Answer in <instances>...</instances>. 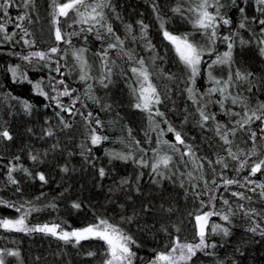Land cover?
Instances as JSON below:
<instances>
[{
  "label": "trees",
  "instance_id": "trees-1",
  "mask_svg": "<svg viewBox=\"0 0 264 264\" xmlns=\"http://www.w3.org/2000/svg\"><path fill=\"white\" fill-rule=\"evenodd\" d=\"M110 3L111 7L104 11L116 34L125 39L121 25H135L142 21L148 26L149 38L155 49L165 57L167 68L176 77L179 75L186 80L177 98L168 100L163 94L162 101H165L156 106L164 113L168 124L155 117L159 127L153 131L155 125L150 123L148 114L134 107L132 87L135 86V78L129 70V62L121 59L116 50L109 51V62L115 60L116 63L112 66L110 82L105 81L108 86L103 87L98 82L102 65L97 53L105 47V42L96 38L95 31L81 32V27L85 26L69 27L71 21L65 24L61 17L58 18L64 29L65 41L57 42L58 52L51 54L39 29L43 28L46 17L52 19V0H32L28 7H25L24 0H11L6 9L7 16L3 14L5 9L0 8V26L5 29L0 32V131L7 130L12 137L11 140L0 137V218L17 219L22 214L15 207H5L6 204L38 209L27 217L26 223L30 226L59 224L64 230H72L102 217L136 242L130 246L135 252L133 264H151L157 252L170 250L174 237L181 242H199L193 229L196 215L213 210L227 212L231 208L235 214L230 216V222L220 220L219 216H213L209 221V224L226 227L228 235L207 229L206 240L215 247L198 251L188 264H264V235L243 227L236 206L237 202L249 203L264 211L262 190L256 187L264 184V171L249 176L251 165L264 159V139L261 138L264 133L260 132L264 124L255 121L240 128L235 123L243 119L244 111L251 112L264 105V55L260 51L264 45L258 43L264 38L261 32L264 25L259 23L264 19V12L260 11L255 0H236L235 5L232 0H221L223 7L220 11L231 23L219 25L218 33L220 36L235 33L231 71L233 74L236 71L251 74L246 80L237 81L230 92L242 97L247 108L233 105L228 100L225 108L239 115L226 114L215 103L217 97L213 96V103L207 105V111L215 115L216 120L201 128L196 105L189 100L186 87L193 86L198 93H204L210 87L207 72L203 71L207 63L202 65V74L197 76L195 84L190 85L187 69L175 62L174 49L164 39L160 28L163 20L169 32L189 34L195 43L209 46L207 37L193 28L189 19L192 13L185 11L180 15L171 11L177 4L184 9L189 8L192 0H110ZM154 6L158 11H153ZM240 8L244 9L243 13ZM209 11L214 12L215 9L210 8ZM70 14L74 19L73 13ZM21 15L25 16L22 21L18 19ZM241 23L245 24L244 28H240ZM74 31L78 35H68ZM100 31L103 33L104 30ZM26 40L28 44H25ZM125 44L128 50H134L126 39ZM80 48L86 49L85 60L91 66L89 75L93 79L87 81L79 79L76 59H73L74 75L64 60ZM227 50V42L218 39L212 56L205 55L203 59L210 61L216 54L222 55ZM36 51L46 53L48 58L22 59ZM134 52L137 58H141L139 51ZM13 67L17 69L15 77L9 71ZM228 71V66L213 68L214 75L218 77L226 78ZM36 84L46 95L38 93L34 87ZM88 85H92L91 89ZM65 87L71 96L59 95ZM57 101L66 108L71 107V112L61 111ZM25 102L30 105L27 111ZM62 119L68 127L64 126ZM97 119L101 121L99 127L95 123ZM187 121L190 125L185 126L184 131L183 128L178 129ZM217 123L229 131L231 145H224L216 134ZM169 124L176 131H183L182 138L191 146L197 163L203 165L202 169L197 168L188 156L183 157L187 164L181 162L180 152L187 149L176 144L174 134L167 132ZM233 128L234 135L231 134ZM93 129L98 135L107 137L96 146L90 140ZM161 129L164 130L162 139L180 149V152H175L170 146H161V154L167 153L173 158L168 169L161 167L163 177L155 176L149 166L142 167L137 162L141 158L149 164L153 161L151 149L157 147ZM49 131L52 135L47 134ZM252 131L257 133L255 140L251 138ZM136 141L148 151L137 148ZM228 147L237 153V160L229 157ZM253 148L256 155L248 156ZM114 152L130 155L131 159L127 162L113 159L110 154ZM32 155H37V160L33 161ZM219 157L224 158L227 167L216 163ZM245 160L248 166L240 169V162ZM13 167L16 171L12 175L18 181L15 185L7 178L8 169ZM65 168L67 171L62 170ZM100 168L105 170L103 178L99 175ZM23 169H27V173ZM38 173L45 176L46 182L38 179ZM246 178L255 183L247 184ZM123 179L128 183L122 184ZM224 179L239 183L226 187ZM241 184L245 186L241 187ZM253 188L254 191L251 190ZM232 192L243 193L251 199H237ZM213 196L216 199L210 202ZM225 199L229 201L228 205L223 203ZM74 202L80 204L78 209L72 207ZM187 234H193L194 241L192 237L184 236ZM0 250H14L20 254L18 258L5 255L6 264H102L106 245L103 241L89 239L74 247L51 235L0 228ZM90 252L94 255H88Z\"/></svg>",
  "mask_w": 264,
  "mask_h": 264
},
{
  "label": "snow or ice",
  "instance_id": "snow-or-ice-1",
  "mask_svg": "<svg viewBox=\"0 0 264 264\" xmlns=\"http://www.w3.org/2000/svg\"><path fill=\"white\" fill-rule=\"evenodd\" d=\"M32 3V0H24L25 7H28ZM232 3L235 5L236 0H232ZM255 3L260 6V11L264 12V0H255ZM11 0H0V8L5 9L4 15L7 16L8 13L6 9L10 6ZM53 12H52V24L55 27V39L57 42L63 41V33L61 28L58 26L60 24V20L58 17L68 18L70 19L69 27L73 25L76 26H85L81 27V32L92 33L96 32V38L105 42V47L97 53L100 57L102 71L101 76L99 78V83L103 87H107L108 84L105 81H109L112 75V66L115 65V60L109 62V51L116 50L120 54L121 59H126L129 64L133 77L135 78V86L132 87L133 97L135 99L134 107L144 111L148 114V119L150 123L154 124L155 128L159 127V122H157L154 118L160 117L162 122L168 124V121L164 119V113L159 110L157 105H160L162 101L161 94L156 86L153 83L151 77L153 73L149 70V67L146 64V61L143 58H137L134 50H128L125 44V39H122L119 35L116 34L111 24L108 23V18L105 13L106 8L111 7L110 0H52ZM223 4L221 0H192V4L189 8L184 9L180 4H177L176 7L172 8L171 11L175 14L183 15L185 11L193 14L190 17V22L193 25V28L199 30L200 35L207 37L209 47L206 49L205 47L198 45L193 40L190 39L189 34L176 35L169 32L164 27V22L161 20L160 28L163 34V37L166 41H168L173 49L179 61L184 67L189 71V83L190 85H194L196 78L198 75L202 74V65L207 63V68L203 69V71L207 72V80L210 87L204 93H198V91L193 86H187L186 91L188 93L189 100L192 101L193 104L196 105V112L199 115V126L201 128H206L209 124V121H215V115H210L207 111V105L213 103L212 97L216 96L217 99L215 103L219 104L220 108L226 113L231 115H239L238 113H232L230 109L225 108V102L231 100L233 105H244L247 108V105L242 97L239 95H232L230 89L236 86L237 81H244L248 78L250 73L245 75L240 71H236L234 74L231 71L232 65V48L234 44L233 36L235 33H231L229 35L220 36L218 33L219 25H229L231 21L221 13V8ZM214 8V12H210L209 9ZM153 11H158V9L154 6ZM73 13L74 19L69 17V13ZM240 12L243 13L244 9L240 8ZM160 19V17H157ZM19 20H24L25 16L21 15L18 17ZM140 25V33L139 37L133 35V26L128 24L125 25L126 33L128 36H131L132 40L135 41L137 38L141 40L147 41V29L148 26L145 25L142 21L137 22ZM259 23L264 25V19L260 20ZM17 27H20L18 24ZM245 24L241 23L240 28H244ZM103 29V33L100 31ZM5 29L3 26H0V32H4ZM261 32L264 33V28L261 29ZM28 33L25 32V35ZM68 35H78L75 31L69 33ZM107 37V39H105ZM7 39H11L10 36H6ZM222 40L227 42V51H225L222 55L216 54L215 59H211L210 61H204V56L207 55L209 57L212 56L215 51V44L217 40ZM29 41H25V44H28ZM241 43H245L241 41ZM259 44L264 45V38H261L258 41ZM147 47L149 50H153V46L150 41H147ZM85 51L86 49L80 48L73 52V56L78 62L80 69L79 79L81 81H87L89 79H93L92 76L89 75L90 65L85 60ZM261 54L264 55V47L260 49ZM58 52L57 47H52L50 49L51 54H56ZM46 60L48 55L41 51H36L30 53L28 56L22 57V59L26 61H31L32 59ZM159 59V57L154 56L153 61ZM216 66H228L229 71L227 77H218L214 75L213 68ZM9 71L15 77L17 75V69L15 67L10 68ZM166 79H174L171 74L166 76ZM58 83L63 84V81H59ZM34 87L37 89L40 95H46L41 89L40 85L36 84ZM92 85H88V88L91 89ZM251 90V89H249ZM60 96H71V92L67 87L64 88L63 91L59 93ZM75 104V100H73V105ZM57 106L61 108V111L71 112V107H64L57 101ZM24 108L27 111L30 108V105L26 102L24 103ZM88 116L91 117L92 113L89 112ZM255 121H260L261 124H264V105H261L259 109L243 112V119L240 121H236L235 123L240 127L244 128L245 125H250ZM64 123L65 127H68L66 121L61 120ZM97 127L101 125L100 120L95 121ZM216 134L219 136L220 140L223 141L224 145H231L232 141L229 139V131L224 130V126L217 123L216 125ZM167 132L173 133L175 137L176 144L182 145L187 151L180 152V149L176 148L175 145H169V141L163 140L164 130L161 129L158 133V139L156 141V148L151 149L153 152V161L149 164L147 160L141 158L137 161L142 167L149 166L152 170V174L155 176L163 177L164 173L160 170L161 167L164 169H168L170 163H172V156L167 153L161 154V146H170L173 151L180 152L181 162L187 164L188 161H184L183 157L188 156L191 158L192 163L197 167L202 169L203 165L197 163V158H195V154L192 151L191 146L187 145L182 138V134L179 131H176L173 126L170 124L167 127ZM260 132L264 133V127L260 128ZM48 135H52L49 131ZM231 134H235V128L231 130ZM257 133L255 131L251 132V138L255 140ZM0 137L4 139L11 140L12 137L7 130L0 131ZM264 139V137H261ZM107 139V137L98 135L96 130L93 129L90 134L91 144L93 146L99 145L102 140ZM137 148L141 151L147 152L148 150L143 149L140 145L139 141H136ZM55 147V146H54ZM229 157L233 160L238 159L237 153L233 152L231 147L226 148ZM113 159H119L121 161L127 162L131 159L130 155L122 154L119 152H114L110 154ZM239 155H245L244 153H240ZM248 156L256 155V150H253L247 154ZM37 155H32L31 159L33 161L37 160ZM203 159V158H199ZM211 163V162H210ZM218 164H224V167H227V164L224 163V158L219 157L216 161ZM247 161L240 162V169L247 167ZM63 171H67V168L62 169ZM239 171V169H237ZM16 171V169L9 168L8 169V181L11 184H17L18 181L13 177L12 173ZM27 173V169H23ZM264 171V159H260L258 162H255L250 167L249 176H255L258 172ZM38 179L41 182H46V178L42 173H38ZM99 175L101 178L105 176L104 168L99 169ZM189 176L192 175L191 172L188 173ZM122 184H127L128 180L123 179L121 181ZM215 184V181H212ZM239 183L233 179H224V186H230L233 184ZM247 184H253L254 181L246 178ZM244 187V184L240 185ZM256 187L260 188L262 191L260 193L261 197L264 198V184H257ZM254 191L255 189H251ZM19 191V188H17ZM233 196L237 197V199H248L251 197H245L243 193L232 192ZM216 197H210L211 200H215ZM223 203L228 205L229 201L224 200ZM15 207L17 212H21L22 214L17 219H8V218H0V228H3L6 231H15V232H24V233H32L38 232L43 233L45 235H51L56 239H59L63 242L71 243L74 247L80 245L82 241L89 239H96L103 241L106 245L105 251V260L103 264H133V257L135 256V252L130 247L136 242L133 238L126 234L123 230L118 228L116 225L109 223L107 219L102 217H97L96 221L90 224H87L84 227L76 228L72 230H64L61 228L59 224H43V225H32L26 223L28 215L33 211H38L35 207L25 208L24 205H20L16 207L15 205H5V207ZM55 207V205H52ZM73 208H79L80 204L73 203ZM215 206L213 205V208ZM240 210L244 212L245 216H250L252 214V210L245 209L243 205H240ZM235 213L231 208L228 209L227 212H217V211H207L203 212L200 215L195 216L196 227H197V236L199 238L198 243H187L181 242L178 237H174L171 240L170 250L167 252H157L155 258L151 261V264H188L189 261H192V258L197 255L198 251H204L207 248L215 247L214 244H209L206 240L207 229L210 228L212 233H220L222 232L225 236L228 235V229L226 227H222L220 224L211 223L209 224L210 218L213 216H219V219L224 222H230V216ZM129 222H131V218H128ZM253 227H250L248 230L255 233L257 229L260 230V234L264 235V226L258 223L256 220L252 221ZM10 257H19V252L14 250H0V264H6L4 256ZM88 255H94V253H88Z\"/></svg>",
  "mask_w": 264,
  "mask_h": 264
},
{
  "label": "rangeland",
  "instance_id": "rangeland-1",
  "mask_svg": "<svg viewBox=\"0 0 264 264\" xmlns=\"http://www.w3.org/2000/svg\"><path fill=\"white\" fill-rule=\"evenodd\" d=\"M70 13H69V17L72 18V15ZM58 18H60V17H58ZM61 18L63 20V23H65V24H68L70 22V19H68V18H63V17H61ZM114 19H115V21H117L119 23V21L116 17ZM51 20H49V18L46 17L45 22H43V24H42L43 28L39 29L40 32L43 33V36H42L43 42L45 43L46 46H48L49 51L52 47H55V44L57 43V41L55 39V34H54V25L52 24ZM58 26L61 28L62 33L65 34L63 27L60 24ZM121 26H122L121 29L125 33L126 43H131L134 46V50H137L140 52L139 55H141V58H143L146 61V64L149 67V70L153 73L151 78L153 79L154 84H156L162 98L164 99L163 94H166V97L168 98V100L172 99L175 96L177 98L180 94L181 87L186 85V80L179 75H178V77H176L175 76L176 74L170 72L171 69L167 68L166 59H165V57H163V55H160L157 52V50L155 49L154 45L152 44V42L149 38L148 29H147V41L151 42V44L153 46V50L148 49L147 41H145V40H141V39L137 38L135 41H133L131 36L127 35L125 25H121ZM132 26H133V35L139 37L140 25L138 23H136L135 25H132ZM64 41H65V35H63L62 43H64ZM60 43H59V45H60ZM197 44L205 47L206 49L209 47V46L201 44L200 42ZM68 55L69 54H67V56ZM72 56L70 55V56L66 57V59L64 58V60L66 61L67 67L70 69L71 74L74 75V73L76 71H75V62L73 59H75V58H74V56L73 57ZM154 56L159 57V59H156L155 61H153ZM174 59H175V62L177 64H181L179 61V58L177 57V55L175 53V50H174ZM76 63H77V67L79 69V65H78L77 60H76ZM79 71H80V69H79ZM187 73L190 75L188 70H187ZM168 74H171L174 77V79H171V80L166 79V76ZM167 94H169L170 96H168ZM163 101H165V100H163ZM185 109L186 108H184V110ZM173 111H176V109L174 108ZM189 125H190V122H188V121H187V124L181 123V125H180L181 127L179 126L178 129L183 128L182 130L184 131L185 126L187 127ZM182 130L180 131L181 134H183ZM240 205H243L245 209L252 210V214L250 216H245L244 212H242L240 210V207H239ZM236 206H237L239 214L241 215V221L243 222V227L246 230H248L250 227L254 226L252 223L253 220H256L258 223H260L262 226H264V211L263 210H261L257 207H253L249 203H238L237 202ZM193 229H194V235H195L197 233V227H196V221L195 220L193 223ZM255 233L259 234L260 230L257 229V232H255ZM184 236L186 238L192 237L191 240L194 241L193 234L192 235L187 234ZM185 237L182 239H185ZM105 258L102 260V264H103Z\"/></svg>",
  "mask_w": 264,
  "mask_h": 264
},
{
  "label": "water",
  "instance_id": "water-1",
  "mask_svg": "<svg viewBox=\"0 0 264 264\" xmlns=\"http://www.w3.org/2000/svg\"><path fill=\"white\" fill-rule=\"evenodd\" d=\"M54 33H55V29H54Z\"/></svg>",
  "mask_w": 264,
  "mask_h": 264
}]
</instances>
